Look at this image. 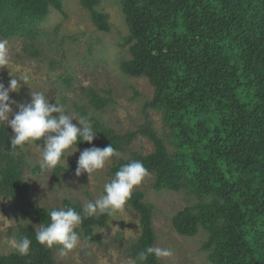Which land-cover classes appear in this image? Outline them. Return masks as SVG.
<instances>
[{"label": "trees", "instance_id": "trees-1", "mask_svg": "<svg viewBox=\"0 0 264 264\" xmlns=\"http://www.w3.org/2000/svg\"><path fill=\"white\" fill-rule=\"evenodd\" d=\"M80 1L99 28H109L106 16L96 9L97 0ZM122 2L133 42L132 58L122 69L149 78L154 97L146 106L162 111L164 122L173 131L177 152H169L166 141L149 122L122 134L94 121L91 127L97 132L96 139L92 144L79 143L78 148L112 145L118 153L138 135L148 137L155 150L121 159L112 167L113 176L120 166L141 161L147 173L154 174V189H187L200 199L178 213L174 224L184 235L195 234L199 225L206 227L209 236L201 248L212 251L215 264H263L255 248L260 242L250 231L260 226L252 220L253 214L264 217V0ZM59 8L60 0H0V35L30 34L29 25L43 21L52 9ZM228 44L236 58L227 55L224 48ZM243 87L252 94L251 102L247 96L242 98ZM90 101L99 109L110 99L91 91ZM83 115L88 117L85 112ZM203 115L214 117L216 122L200 135L191 130L187 117ZM11 135L10 128L0 123V194L20 202L29 192L21 152L29 144L13 154ZM64 170L62 165L53 170L58 183ZM250 171L259 182L257 192L239 186L238 179ZM245 198L248 208L242 203ZM130 203L139 213L142 227L131 247L134 259L138 252L154 247L156 235L152 206L143 202L139 193L132 194ZM67 207L80 212L83 206L65 200L63 208ZM31 208L38 223L49 222L48 208ZM108 219L104 214L83 219L79 226L85 239L100 241L95 230ZM24 236L32 241L28 255L21 256L15 250L0 254V264H54L51 249L36 241L35 228L19 227L18 240ZM144 264L163 263L150 255Z\"/></svg>", "mask_w": 264, "mask_h": 264}, {"label": "rangeland", "instance_id": "rangeland-1", "mask_svg": "<svg viewBox=\"0 0 264 264\" xmlns=\"http://www.w3.org/2000/svg\"><path fill=\"white\" fill-rule=\"evenodd\" d=\"M60 1L61 8L52 9L46 19L29 25L30 34L10 38L0 35V41H7L8 55L7 64L0 67V83L7 87L13 77L30 76L29 85L20 81L21 88L10 93V99L17 104L29 103L34 89L43 92L51 103L62 105L78 119L87 118L91 125L99 121L122 134L149 122L166 141L169 152L175 154L177 147L173 131L164 122L162 111L146 106L154 97V86L147 76H135L122 69L124 62L132 58L130 47L133 44L122 0H97L96 9L106 16L108 29L95 24L92 13L80 0ZM224 49L227 55L237 57L231 44ZM243 88L242 98L247 96L251 102L252 94ZM91 91L110 99L107 106L94 107L90 101ZM11 106L18 111L15 105ZM84 112L88 117L83 115ZM215 122V118L209 115L187 117V123L193 125L191 130L200 135L207 133ZM73 123L78 125L75 120ZM79 150L69 156L68 161L66 156L62 158L59 165L65 170L61 172V183H58L53 170L41 171V150L37 145L32 143L22 149V171L24 179L29 182V192L26 200L20 202L0 194V254L14 250L10 241L18 240L19 227L36 228L40 225L34 218L31 205L52 210L63 208L65 200L82 206L94 201L104 194V185L113 177L114 165L133 153H151L155 147L148 137L138 135L125 151L118 152L102 170L93 173L91 180L87 173L75 176L77 160L85 149ZM254 175V171H250L244 178H239V186L248 192L260 190ZM154 180V174L147 173L133 193H139L142 201L152 206L151 221L156 235L154 247L173 252L172 257L159 260L163 264H215L212 251L201 248L209 236L206 227L199 225L195 234L184 235L174 224L178 213L197 204L200 199L187 189L158 191L152 185ZM246 201L245 198L242 202L244 208H248ZM259 215L257 212L251 217L260 226L250 232L260 242L255 248L262 255L264 264V217ZM76 231L79 243L67 255H61L60 246L50 248L54 264H131V247L140 237L142 227L140 215L129 199L121 210L109 217L105 226L96 228L100 241L88 242L80 226Z\"/></svg>", "mask_w": 264, "mask_h": 264}, {"label": "clouds", "instance_id": "clouds-1", "mask_svg": "<svg viewBox=\"0 0 264 264\" xmlns=\"http://www.w3.org/2000/svg\"><path fill=\"white\" fill-rule=\"evenodd\" d=\"M7 62V41H0V67ZM20 81L29 85L30 76L22 74L13 77L7 87L0 83V123H5L12 130L10 144L13 154L18 148L41 142L38 145L41 150L39 167L42 172H51L62 162V158L66 156L68 161L69 156L80 151L79 143L92 144L97 132L93 131L87 118L78 119L62 105L51 103L43 92L33 89L29 103L17 104L10 99V93L21 88ZM11 105H15L18 111H14ZM74 120L78 125L73 123ZM116 154L112 145L102 149L93 146L83 150L77 160L75 176L80 177L87 173L91 180L92 174L102 170ZM146 175L147 169L141 161L133 160L120 166L110 182L104 185V194L85 203L80 212L73 207L47 211L49 222L35 228L36 241L48 248L60 246L61 255H67L79 243L76 229L83 219L97 214L114 216L126 205ZM31 244L32 241L27 236L10 241V246L21 256L28 255ZM150 255L159 260L172 257L173 252L166 248L149 246L138 252L131 264H144Z\"/></svg>", "mask_w": 264, "mask_h": 264}]
</instances>
